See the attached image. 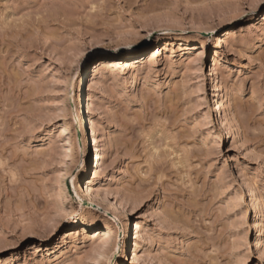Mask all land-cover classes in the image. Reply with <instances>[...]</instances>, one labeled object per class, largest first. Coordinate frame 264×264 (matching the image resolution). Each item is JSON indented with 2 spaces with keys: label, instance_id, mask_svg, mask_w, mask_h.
Listing matches in <instances>:
<instances>
[{
  "label": "rangeland",
  "instance_id": "1",
  "mask_svg": "<svg viewBox=\"0 0 264 264\" xmlns=\"http://www.w3.org/2000/svg\"><path fill=\"white\" fill-rule=\"evenodd\" d=\"M0 264H264V0H0Z\"/></svg>",
  "mask_w": 264,
  "mask_h": 264
},
{
  "label": "bare ground",
  "instance_id": "2",
  "mask_svg": "<svg viewBox=\"0 0 264 264\" xmlns=\"http://www.w3.org/2000/svg\"><path fill=\"white\" fill-rule=\"evenodd\" d=\"M131 66V65H130ZM129 66V67H130ZM132 68H133V66H132ZM54 71H56L55 72V74H59V70L58 69H54ZM85 162V156L83 155L82 156V160H81V158L79 159V161H78V163H77V167L78 166H80V169H82V167H83V163ZM73 184V183H72ZM75 186H74V184H73V188H74ZM75 191H79L80 190V188H79V186H77V188L76 189H74ZM63 210H62V216L65 218V219H67V220H70V219H73L74 218V211H73V207L71 206V205H66L64 208H62ZM262 252V251H261ZM260 252V253H261ZM123 254V252L121 253V255ZM124 255V254H123ZM123 262V261H122Z\"/></svg>",
  "mask_w": 264,
  "mask_h": 264
}]
</instances>
